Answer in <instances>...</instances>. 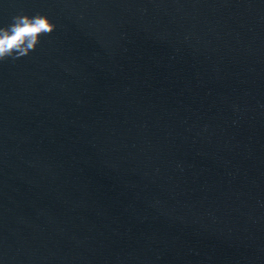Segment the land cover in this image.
<instances>
[{"label":"water","instance_id":"obj_1","mask_svg":"<svg viewBox=\"0 0 264 264\" xmlns=\"http://www.w3.org/2000/svg\"><path fill=\"white\" fill-rule=\"evenodd\" d=\"M36 13L0 62V264H264V0H0Z\"/></svg>","mask_w":264,"mask_h":264},{"label":"clouds","instance_id":"obj_2","mask_svg":"<svg viewBox=\"0 0 264 264\" xmlns=\"http://www.w3.org/2000/svg\"><path fill=\"white\" fill-rule=\"evenodd\" d=\"M55 25L45 15L17 14L6 26H0V62L18 59L35 50L45 34H50Z\"/></svg>","mask_w":264,"mask_h":264}]
</instances>
